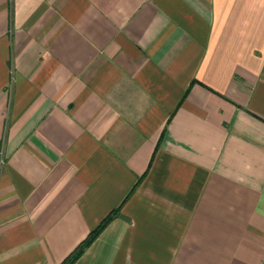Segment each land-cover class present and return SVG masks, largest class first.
I'll return each instance as SVG.
<instances>
[{"label":"crops","instance_id":"crops-1","mask_svg":"<svg viewBox=\"0 0 264 264\" xmlns=\"http://www.w3.org/2000/svg\"><path fill=\"white\" fill-rule=\"evenodd\" d=\"M264 264V0H0V264Z\"/></svg>","mask_w":264,"mask_h":264},{"label":"trees","instance_id":"trees-1","mask_svg":"<svg viewBox=\"0 0 264 264\" xmlns=\"http://www.w3.org/2000/svg\"><path fill=\"white\" fill-rule=\"evenodd\" d=\"M118 211L112 212L98 227L97 230L92 232L89 238L81 244L65 261L63 264H74L75 261L82 255L87 247H89L93 241L101 234V232L108 226V224L118 215Z\"/></svg>","mask_w":264,"mask_h":264}]
</instances>
